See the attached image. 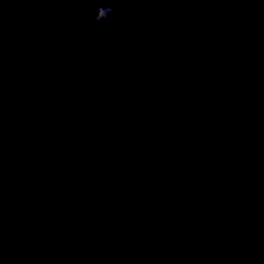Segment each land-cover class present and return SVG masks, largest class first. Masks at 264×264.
Here are the masks:
<instances>
[{"label":"water","instance_id":"water-1","mask_svg":"<svg viewBox=\"0 0 264 264\" xmlns=\"http://www.w3.org/2000/svg\"><path fill=\"white\" fill-rule=\"evenodd\" d=\"M0 264H264V0H0Z\"/></svg>","mask_w":264,"mask_h":264},{"label":"clouds","instance_id":"clouds-1","mask_svg":"<svg viewBox=\"0 0 264 264\" xmlns=\"http://www.w3.org/2000/svg\"><path fill=\"white\" fill-rule=\"evenodd\" d=\"M123 11V7L121 8V12Z\"/></svg>","mask_w":264,"mask_h":264}]
</instances>
